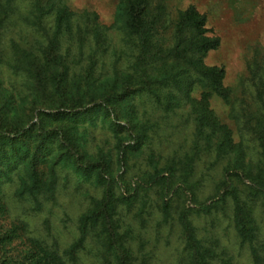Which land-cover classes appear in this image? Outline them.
I'll return each instance as SVG.
<instances>
[{
	"label": "rangeland",
	"instance_id": "obj_1",
	"mask_svg": "<svg viewBox=\"0 0 264 264\" xmlns=\"http://www.w3.org/2000/svg\"><path fill=\"white\" fill-rule=\"evenodd\" d=\"M63 1L69 25L61 29L60 53L65 55L69 48V107L61 110L87 114L61 126L69 130L87 160L102 158L106 163L109 172L105 177L111 180L112 190L120 198L115 209L119 232L136 264H186L180 225L184 211L188 212L198 239L213 249L214 264H254L248 246H241L237 239L232 221L233 198L222 187L229 160L216 161L214 153L201 152L189 162L195 142L191 104L173 106L170 111L145 96L131 94L126 100L110 104L112 110L106 112L99 107L106 94L123 89L122 82L134 56V42L123 25L121 0ZM147 2L145 21L155 20V42L163 48L173 42V24L180 12L194 6L204 16L208 35L219 39L217 49L208 52L204 63L223 67L222 83L232 91L230 97L236 108L230 113V107L214 96L209 99V109L230 129L232 142H239L233 117L255 127L263 114L247 80L246 68L255 50L264 59V0ZM48 11L37 25L33 23L36 11L31 0H0V89L6 92L0 91V95L1 103L12 97L6 109L10 116L22 117L30 114V108L39 107L32 105L24 75L14 72L9 64L24 53L41 56L47 45L46 34L55 29L56 11L43 10ZM14 46L20 50L18 54ZM91 62L92 72L87 78H80ZM41 107L45 113L55 111L47 105ZM34 116L36 121V113ZM142 129L146 137L137 145L133 135ZM242 135L246 144L244 160L253 165L259 158L258 146L252 140L257 136L247 128ZM187 171L191 173L186 176ZM67 172L68 179L61 177L59 181L55 203L48 205L51 213L44 211L32 219L40 230L48 219L62 246L76 236V219L103 190L94 184V177L82 178L70 169ZM155 177L159 179L153 182ZM232 180L237 197L247 204L258 227L259 255L264 264V207L259 198L250 195L246 183ZM220 195L226 196V202H218L216 210L200 211V205L213 206L211 201ZM81 262L100 264L91 245L83 252Z\"/></svg>",
	"mask_w": 264,
	"mask_h": 264
},
{
	"label": "trees",
	"instance_id": "obj_2",
	"mask_svg": "<svg viewBox=\"0 0 264 264\" xmlns=\"http://www.w3.org/2000/svg\"><path fill=\"white\" fill-rule=\"evenodd\" d=\"M31 2L36 11L33 23L37 25L42 23L44 15L50 13H44V9L56 11L55 29L52 34H46L47 45L41 56L24 53L9 64L14 72L24 75L25 86L32 93V105L39 107L30 108V114L22 117L10 116L6 109L12 97L1 103L0 95V264H82L81 256L89 245L95 250L100 264H136L119 232L115 209L120 198L115 196L111 180L105 177L109 172L106 163L102 158L87 160L69 130L61 126L76 122L78 117L87 114L84 111L69 114L61 110L69 107L66 80L69 48L65 55L60 53L61 29L63 25H69L64 1ZM121 4L125 31L134 42V56L129 73L122 82L123 89L119 93L106 94L99 107L106 112L112 110L110 104L126 100L131 94L145 96L170 111L173 106L191 104L195 115V142L194 155L189 162L201 152L214 153L216 161L229 160L223 172L222 187L233 198L235 233L240 245L248 246L253 263L261 264L258 227L247 204L237 197L232 179L246 183L250 195L259 198L264 207V59H260L255 50V56L246 68L247 80L263 114L255 127L233 117L239 133V142L234 143L230 129L221 124L209 109V99L214 96L230 107V113L236 108L230 97L232 91L222 83L223 67L204 63L208 52L216 50L219 44L217 37L208 35L204 16L194 6L180 12L173 24V42L170 47L163 48L155 42V20L145 21L147 0H121ZM14 50L17 54L20 52L17 46ZM93 65L91 62L80 78H87ZM40 105H47L55 111L45 113ZM35 113L36 121H33ZM245 128L257 136L252 140L258 146L259 158L253 165L244 160L246 144L242 133ZM145 137L144 129L133 135L137 145L143 143ZM69 169L82 178L94 177V184L103 190L76 219V236L68 245L62 246L48 219L42 230L32 219L44 211L51 213L48 205L55 203L59 181L61 177L68 179ZM190 173L187 171L186 176ZM157 179L155 177L152 181ZM218 202H226V196L220 195L212 200L213 206L200 205V211L216 210ZM17 210L19 213H15ZM187 214L184 211L180 216L186 264H214L213 249L198 239Z\"/></svg>",
	"mask_w": 264,
	"mask_h": 264
}]
</instances>
